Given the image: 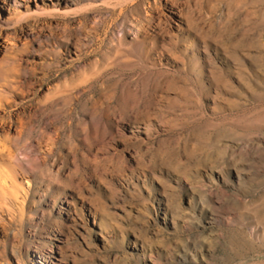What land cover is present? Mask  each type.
I'll use <instances>...</instances> for the list:
<instances>
[{
    "label": "rangeland",
    "instance_id": "rangeland-1",
    "mask_svg": "<svg viewBox=\"0 0 264 264\" xmlns=\"http://www.w3.org/2000/svg\"><path fill=\"white\" fill-rule=\"evenodd\" d=\"M0 264H264V0H0Z\"/></svg>",
    "mask_w": 264,
    "mask_h": 264
},
{
    "label": "bare ground",
    "instance_id": "bare-ground-1",
    "mask_svg": "<svg viewBox=\"0 0 264 264\" xmlns=\"http://www.w3.org/2000/svg\"><path fill=\"white\" fill-rule=\"evenodd\" d=\"M28 150H29V149H28ZM30 151H31V149H30ZM11 156H12V155H11ZM27 156H28V155H27ZM15 157H16V156L12 157L11 159H14ZM35 159H36V158H35ZM15 160H16V158H15ZM18 162H19V161H18ZM23 162H24V161H23ZM27 162L30 163L29 161H27ZM27 162H26V163H27ZM28 163H27V164H28ZM30 164H31V163H30ZM30 164H28V166H29ZM30 166H31V165H30ZM30 166H29V167H30ZM22 167H23V166H22ZM31 168H32V167H31Z\"/></svg>",
    "mask_w": 264,
    "mask_h": 264
}]
</instances>
